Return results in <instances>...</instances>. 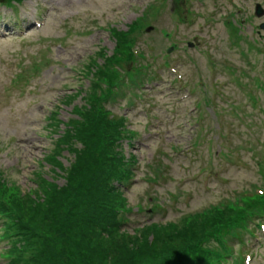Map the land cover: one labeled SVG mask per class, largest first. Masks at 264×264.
<instances>
[{"label": "rangeland", "instance_id": "374dc122", "mask_svg": "<svg viewBox=\"0 0 264 264\" xmlns=\"http://www.w3.org/2000/svg\"><path fill=\"white\" fill-rule=\"evenodd\" d=\"M210 1L191 0L192 18L189 19L185 15V5L172 0H59L51 4L54 9L46 13V24L40 29L29 27L27 35L21 37L17 35L18 29L8 28L6 35H0V168L6 176L16 180L21 191L35 186L30 177L42 165H47L44 154L54 145L53 138L46 135L49 112L60 104V118L72 117V105L81 104V96L71 105H62L60 100L89 85L88 78L81 79L84 76L79 74L89 55H94L100 46L112 51L115 41L111 27L125 30L136 18L145 16L156 26L152 33L143 34L139 43L145 52V61H152V55H159L155 64L164 65L167 47L178 44L170 60L178 64L194 95L175 106L174 100L179 96L175 75L161 68L151 113L143 114L140 105L136 108L128 105L129 97L120 96L108 105L115 115H126L129 129L136 133L131 148L128 140L123 144L126 156H130V151L141 162L136 172L138 181L129 190L124 189L132 206V212L127 214L131 220L127 225L130 231H133L132 226L150 221L177 220L182 214L200 211L226 198L234 199L237 192L253 190L255 185L263 184L259 168L264 166V91L254 86L264 85V30L256 29L255 33L250 24L259 25L264 16H252V22L245 25L251 39L253 34L261 36L258 46L251 42L248 46L244 40L237 41L229 30L233 25L224 22L222 14L235 12L239 6L244 16H251L255 4H264V0H233L235 5L231 0H219L218 6ZM2 3L6 4L4 0ZM21 7L29 12L36 11L29 0ZM213 9L217 14L205 19L203 15H209ZM0 10L11 12L9 8ZM5 13L0 18V28L15 25V17L5 16ZM228 20L239 25L234 14ZM201 25L204 26L202 30ZM164 30L174 36L166 38ZM196 34H202L206 42L188 47L187 42L193 41ZM152 46L157 50L152 51ZM206 48L213 55L207 53ZM212 70L217 74L215 86ZM20 73L25 74V81L17 84L16 77ZM128 88L134 87L126 86L122 90ZM250 92L258 97L255 105ZM213 93L217 94L213 103L217 112L220 111L218 118V113L207 103H212ZM196 103L201 105L205 119L193 125L198 114L192 116L190 107ZM173 109L177 110L176 114L172 113ZM156 116L163 118L161 135L147 136V121ZM175 146L186 147L188 153L183 151L177 155ZM219 146L220 156L214 157ZM154 155L158 156V161H163L161 170L168 175V181L158 177L151 182L148 178L151 170L148 163L158 162L153 161ZM63 156L70 155L64 152ZM244 162V167L238 165L243 166ZM201 168L220 170V176L211 181L210 188L201 178L181 181ZM159 201L164 206L163 213L157 209L151 213L152 206ZM262 239L263 243L256 248L258 254L254 264H264ZM6 246V242L0 240L1 252ZM7 260L0 256V264H9Z\"/></svg>", "mask_w": 264, "mask_h": 264}, {"label": "trees", "instance_id": "16d2710c", "mask_svg": "<svg viewBox=\"0 0 264 264\" xmlns=\"http://www.w3.org/2000/svg\"><path fill=\"white\" fill-rule=\"evenodd\" d=\"M117 34L120 41L128 39L123 32ZM129 59L125 52L106 57L103 64L92 57L86 68L97 81L83 97L86 105L73 108L80 118L63 122L55 111L48 115L46 127L59 134L43 157L48 168L43 165L35 171L30 190L0 188V214L8 212L3 217L10 242L5 254L11 264H187L182 260L186 247L212 240L221 248L226 230L237 227L230 222L232 216L247 221L239 207L235 212L205 209L204 214L177 223L135 226L132 233L123 229L111 180L125 165L118 150L125 121L114 123L101 111L121 85L116 67ZM78 95H66L62 103L70 104ZM65 150L74 157L70 165L60 160ZM60 176L66 178L61 185L56 182Z\"/></svg>", "mask_w": 264, "mask_h": 264}]
</instances>
